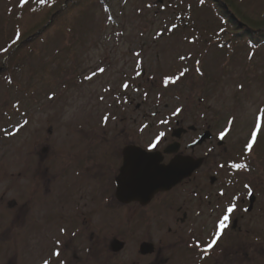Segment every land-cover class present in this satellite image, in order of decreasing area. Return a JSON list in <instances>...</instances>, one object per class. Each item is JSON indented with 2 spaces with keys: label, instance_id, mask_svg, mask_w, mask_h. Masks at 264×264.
I'll use <instances>...</instances> for the list:
<instances>
[{
  "label": "rangeland",
  "instance_id": "rangeland-1",
  "mask_svg": "<svg viewBox=\"0 0 264 264\" xmlns=\"http://www.w3.org/2000/svg\"><path fill=\"white\" fill-rule=\"evenodd\" d=\"M59 1L0 0V50L40 30L32 47L0 58V264H149L153 257L138 254L142 242L170 256L169 264H195L185 247L167 249L174 237L148 221L152 208L117 207L110 216L97 192L80 194L89 184L68 157L71 151L76 160H97V150L81 146L86 138H113L122 128L146 147L177 109L175 119L225 133L224 146L237 151L232 159L250 172L245 191L254 190L258 203L240 226L248 230V257L232 264H264V44L253 49L230 32L217 35L226 27L206 0ZM232 2L253 19L264 17V0ZM66 178L69 200L59 190ZM65 207L76 221L60 233L53 217L63 212L65 219ZM211 223L194 228L207 248ZM228 234L215 252L240 256L239 237ZM112 237L125 242L117 255L107 250ZM181 249L186 255L178 257Z\"/></svg>",
  "mask_w": 264,
  "mask_h": 264
},
{
  "label": "flooded vegetation",
  "instance_id": "flooded-vegetation-1",
  "mask_svg": "<svg viewBox=\"0 0 264 264\" xmlns=\"http://www.w3.org/2000/svg\"><path fill=\"white\" fill-rule=\"evenodd\" d=\"M180 113V111L176 113V116L172 118L173 120L169 121L171 124L168 129L161 130L163 136L158 135L159 141L155 147H149L150 143L146 147L144 143H137L136 138H139L135 137L134 132L125 128L118 130L114 138H86L90 142L83 143L81 146H84L87 150H97V155L95 156L97 160L93 161L91 154V156L83 157L86 160L80 161V174L85 175L84 178L89 184L86 191L82 190L80 194H83V196L91 194L93 196L97 192L100 195L98 202L102 204L106 202L107 206L111 205L112 209L108 210L110 216L116 215V210L113 209L117 207L120 209L130 208V211L133 209V211L140 212H146L152 208V211L155 210V214L150 216L148 221L155 219L158 223L153 222V224L159 228L160 225L166 226L167 233L174 237V242L168 244L167 249L173 251L176 247H185L188 251L193 252V262L195 264L196 262L198 264L201 256L207 257L212 262L211 264H232L237 259L245 261L248 257L246 251L248 230L240 226L247 223L248 216L256 212L255 206L258 203L257 194L254 190L245 191V183L250 172H248L247 168L237 169L233 167L235 164L243 165L244 163H240L235 158L232 159L237 151L224 146L226 142L220 138L222 132L215 134L212 127L203 126L204 124L201 125L196 120L188 123L183 121L182 118L175 119ZM156 116L157 113L155 112L150 115L153 118ZM143 139L142 141H144ZM198 141H201V143L194 146ZM129 146L139 147L150 154H158L159 158H161V165L164 166L176 158L184 157L188 158V160H200L201 166L189 178L183 180L171 190L155 194L147 205L141 206L138 203L123 205L115 198V179L122 168V152ZM71 150L73 151V148ZM215 151H218L219 154L213 155ZM224 153L225 156L223 157ZM219 155L222 157H219ZM225 177L227 178L225 179ZM236 182L240 183L239 188L235 187ZM66 198L69 200L67 193ZM67 200L65 201L68 205L70 201L67 202ZM106 204L103 206L105 207ZM230 205H234L235 210L234 213L230 214L227 227L223 230L220 238L226 235L227 231L230 233L228 236H232L234 233L239 237L238 242L234 245L241 247L240 256L232 252L218 255L215 252L217 245L206 251L207 247H203L202 243L204 240H208L198 238L195 232L196 228H200L207 223L213 224L211 223L213 218L216 225H213L215 234L211 239L215 238L219 219L225 214L226 208ZM68 216L65 207V219L62 218L64 227H67V224L70 227L71 223L76 221V218ZM85 216L83 212L82 221ZM88 229L89 227H87ZM93 235L94 233H91V237ZM117 239L120 240L117 237L110 239L107 248L108 252H110V242ZM154 252L151 255L143 256L139 254V256L143 259L153 257L149 264H169L172 261L170 256L162 258L159 251L158 253L155 251V246ZM184 255L186 253L181 249L178 257ZM222 258H225L226 261L222 260ZM202 261H204V258Z\"/></svg>",
  "mask_w": 264,
  "mask_h": 264
},
{
  "label": "water",
  "instance_id": "water-1",
  "mask_svg": "<svg viewBox=\"0 0 264 264\" xmlns=\"http://www.w3.org/2000/svg\"><path fill=\"white\" fill-rule=\"evenodd\" d=\"M123 155L124 168L127 170L131 165V175L128 180L123 179L120 184L117 183L116 196L124 203L137 200L145 204L154 193L169 190L200 166V161L183 159L174 160L169 166L159 167L158 158L141 151L131 152L129 148L124 150ZM112 248L113 251H120L122 245L114 243ZM141 250L144 254L151 253L152 247L143 244Z\"/></svg>",
  "mask_w": 264,
  "mask_h": 264
},
{
  "label": "trees",
  "instance_id": "trees-1",
  "mask_svg": "<svg viewBox=\"0 0 264 264\" xmlns=\"http://www.w3.org/2000/svg\"><path fill=\"white\" fill-rule=\"evenodd\" d=\"M62 0L59 1V3ZM210 3L211 7L216 9L219 12L220 20L222 26L228 28L221 29L217 35L220 33L230 32L231 40L232 39H241L245 38L247 42L252 46L253 49H256L259 45L264 44V17H258L253 19L250 15L249 10L240 9L239 6L233 3V0H206ZM55 6V4H54ZM66 9H64L65 11ZM60 14L57 13L56 16ZM57 17H55L56 21ZM35 30V29H33ZM33 31L25 34L23 37H19L16 40H8L5 47L0 50V58L3 57L6 53L14 51V54H18L20 51H24V49L28 46L29 48L32 47L31 45L34 37ZM236 40V41H237ZM29 44V45H28ZM7 48L8 50L5 52L3 49ZM22 51V52H23ZM20 52L19 54H21ZM15 55V56H16ZM13 55V59L15 58ZM20 56V55H19ZM12 57V55H11ZM12 59V60H13ZM10 59L7 61L9 62ZM2 66V64H0Z\"/></svg>",
  "mask_w": 264,
  "mask_h": 264
},
{
  "label": "snow or ice",
  "instance_id": "snow-or-ice-1",
  "mask_svg": "<svg viewBox=\"0 0 264 264\" xmlns=\"http://www.w3.org/2000/svg\"><path fill=\"white\" fill-rule=\"evenodd\" d=\"M23 2H24V3H27V0H23ZM43 2H44V0H41V3H43ZM201 2H203V0H201ZM7 50H8L7 48L3 49V51H5V52H6ZM181 59H184V57H181ZM100 71L103 72L104 69H100ZM186 71H187V69H185L184 71L180 72L179 76L176 77V80H179L180 77L184 76V74H185ZM163 82H164L165 85H167V84H168V78H165ZM173 82H175V81H173ZM124 87L127 88L128 86L125 84ZM179 111H180V110L177 109V113H178ZM106 119H107V117H105V120H106ZM160 135L163 136V133H161ZM224 137H225V133L222 132V133L220 134V138H221V139H224ZM157 139H159V137H158ZM254 140H255V133H253V141H254ZM152 147H155V145H152ZM246 147H247L249 150H251V148H252V144L250 143V144H248ZM233 167H234V168H237V169H241V168H246V165L235 164V165H233ZM246 187H247V185H246ZM234 210H235V206H234V205H230V206H228V207L226 208V210H225V214L219 219V222H218V225H217L218 231H217V233H216V239H214V240L212 241V243L209 245V249H210L213 245H215L216 241L220 238V236H221L223 230L227 227V222H228V220H229V218H230V214L234 213ZM207 250H208V249H206V251H207ZM57 255H58V253H57ZM46 264H47V262H46Z\"/></svg>",
  "mask_w": 264,
  "mask_h": 264
}]
</instances>
